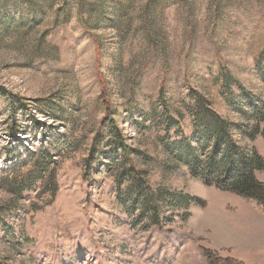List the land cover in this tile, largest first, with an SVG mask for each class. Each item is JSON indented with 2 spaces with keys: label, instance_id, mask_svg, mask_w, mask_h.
I'll return each mask as SVG.
<instances>
[{
  "label": "rangeland",
  "instance_id": "obj_1",
  "mask_svg": "<svg viewBox=\"0 0 264 264\" xmlns=\"http://www.w3.org/2000/svg\"><path fill=\"white\" fill-rule=\"evenodd\" d=\"M263 50L264 0H0V264H264V215L167 157L197 143L194 99L257 125L236 109L264 106ZM105 92L162 228L124 174ZM250 146L264 155L262 136Z\"/></svg>",
  "mask_w": 264,
  "mask_h": 264
},
{
  "label": "trees",
  "instance_id": "obj_2",
  "mask_svg": "<svg viewBox=\"0 0 264 264\" xmlns=\"http://www.w3.org/2000/svg\"><path fill=\"white\" fill-rule=\"evenodd\" d=\"M257 63L264 68V50ZM224 81L228 82L225 85L231 83L229 78H225ZM246 95L244 94L242 97L247 99L248 106L245 109H236V111L242 120H256L257 125L254 128L241 129V125H235L224 120L212 108L208 109L203 99H194L192 112H194L198 127V132H196L198 133L196 134L197 143L191 144L190 140H183L173 146H177V148L170 151L171 153L168 152L167 157L177 165L186 166L190 174L201 180L205 186L234 195L264 215V183L258 178V174L264 172V155L255 147L250 146V144H254L258 136H262L264 139V133L260 132L259 127V123L264 122V106L258 108V105L249 99V95ZM99 103H102L101 106L106 110L104 119L108 121L107 133L114 140L113 147L115 150L121 149L127 164L125 176L138 188L141 207L143 211L148 213L149 222L155 227L162 228L165 214L162 197L155 195L150 191V188L145 187L147 184L144 173L138 169L133 160V154L136 152L125 145L121 130L112 119V106H110L107 92L101 96ZM75 144L73 143V145ZM96 149L98 148L93 143L92 154H95L93 160L97 153ZM45 156L42 157L41 161L38 160L34 170L29 174V187H33L35 183L39 182L44 172L48 170L47 161L49 157H47L48 155ZM92 164L93 167L98 166L96 162ZM25 166L26 163H23L17 166L15 170ZM180 200L186 203L191 199L184 197ZM198 204L201 203L198 202ZM204 253L209 255V264H243L233 259L214 258L212 253L206 250Z\"/></svg>",
  "mask_w": 264,
  "mask_h": 264
},
{
  "label": "crops",
  "instance_id": "obj_3",
  "mask_svg": "<svg viewBox=\"0 0 264 264\" xmlns=\"http://www.w3.org/2000/svg\"><path fill=\"white\" fill-rule=\"evenodd\" d=\"M260 174H258V177H259ZM260 178V177H259Z\"/></svg>",
  "mask_w": 264,
  "mask_h": 264
}]
</instances>
